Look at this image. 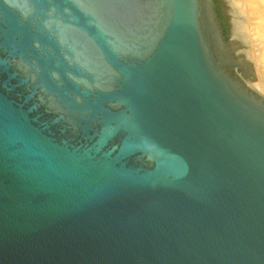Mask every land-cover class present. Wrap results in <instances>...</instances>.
Returning a JSON list of instances; mask_svg holds the SVG:
<instances>
[{
	"label": "water",
	"instance_id": "1",
	"mask_svg": "<svg viewBox=\"0 0 264 264\" xmlns=\"http://www.w3.org/2000/svg\"><path fill=\"white\" fill-rule=\"evenodd\" d=\"M221 1L228 38L214 0H0V264H264V46Z\"/></svg>",
	"mask_w": 264,
	"mask_h": 264
},
{
	"label": "bare ground",
	"instance_id": "2",
	"mask_svg": "<svg viewBox=\"0 0 264 264\" xmlns=\"http://www.w3.org/2000/svg\"><path fill=\"white\" fill-rule=\"evenodd\" d=\"M234 1H235L234 3L239 8V9L237 8L238 9L237 12L241 14L242 13L247 14L249 17H251V21L255 20L252 24V27L254 28L249 29V33L250 34L253 33L255 36L259 38L260 41L264 42V6L259 4L257 0H234ZM256 60L258 61L257 69L261 71L260 76L263 82L264 80V53L260 55ZM263 88H264V85H263Z\"/></svg>",
	"mask_w": 264,
	"mask_h": 264
},
{
	"label": "rangeland",
	"instance_id": "3",
	"mask_svg": "<svg viewBox=\"0 0 264 264\" xmlns=\"http://www.w3.org/2000/svg\"><path fill=\"white\" fill-rule=\"evenodd\" d=\"M230 1L231 4H234V8L236 9V14H237V17H238V20L239 21H251V17H249L247 14H244V13H239L237 12L238 11V6L234 3L235 1L234 0H228ZM259 2V4L263 5L264 6V0H257ZM238 8V9H237ZM253 22L255 20H252ZM254 27L252 26H249V27H246V28H243L242 29V32L244 35H246L247 37V40L249 42H253L254 45L256 46H264V42L260 41L259 38L257 36H255L253 33H249V29H252ZM260 41V42H259ZM262 42V43H261ZM259 44V45H258ZM264 53V49H262V54ZM260 56V55H259ZM259 56H252V55H247L248 59L250 60L251 64H252V68L254 69H257L256 65L258 66V61L256 60ZM258 70V69H257ZM262 80V79H261ZM263 85H264V80H263Z\"/></svg>",
	"mask_w": 264,
	"mask_h": 264
},
{
	"label": "flooded vegetation",
	"instance_id": "4",
	"mask_svg": "<svg viewBox=\"0 0 264 264\" xmlns=\"http://www.w3.org/2000/svg\"><path fill=\"white\" fill-rule=\"evenodd\" d=\"M214 3L223 33L226 36V38H228L230 28H229V20L227 19V15L225 14V10H224L225 5L221 0H214Z\"/></svg>",
	"mask_w": 264,
	"mask_h": 264
}]
</instances>
